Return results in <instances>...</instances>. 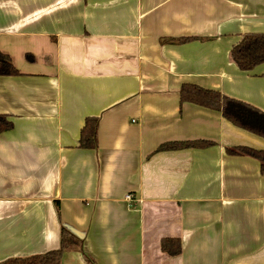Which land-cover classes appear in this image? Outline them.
<instances>
[{
    "label": "crops",
    "instance_id": "crops-1",
    "mask_svg": "<svg viewBox=\"0 0 264 264\" xmlns=\"http://www.w3.org/2000/svg\"><path fill=\"white\" fill-rule=\"evenodd\" d=\"M248 33H264V0H0L19 73L0 76V262L57 250L65 230L60 264H264V168L227 153L264 139L179 99L193 84L264 112V65L230 58ZM185 141L209 145L157 151Z\"/></svg>",
    "mask_w": 264,
    "mask_h": 264
},
{
    "label": "trees",
    "instance_id": "trees-1",
    "mask_svg": "<svg viewBox=\"0 0 264 264\" xmlns=\"http://www.w3.org/2000/svg\"><path fill=\"white\" fill-rule=\"evenodd\" d=\"M192 38L179 39L188 42ZM28 59L30 57L27 56ZM230 58L233 64L241 72H251L259 65H264V33H248L240 36L239 41L230 49ZM18 71L12 65L10 59L0 54V76L18 75ZM181 103H191L210 110L218 111L222 117L233 126L250 134L264 139V112L244 102L228 98L218 91L208 90L193 84H183L179 91ZM12 128L11 122L0 116V133ZM97 134V120L86 119L80 131L78 147L80 149H95ZM204 141L170 142L162 144L157 151H169L187 148H202L208 146ZM230 155L247 156L257 160L261 168H264V151L249 147L228 148ZM75 243L73 237L61 230L60 246L44 254L33 255L25 258H11L0 264H60L63 251ZM160 249L171 257L179 255L181 251L178 239L166 238L160 241Z\"/></svg>",
    "mask_w": 264,
    "mask_h": 264
},
{
    "label": "built area",
    "instance_id": "built-area-1",
    "mask_svg": "<svg viewBox=\"0 0 264 264\" xmlns=\"http://www.w3.org/2000/svg\"><path fill=\"white\" fill-rule=\"evenodd\" d=\"M124 200H125L127 203L134 202V200H133L131 194H127V195H125Z\"/></svg>",
    "mask_w": 264,
    "mask_h": 264
}]
</instances>
